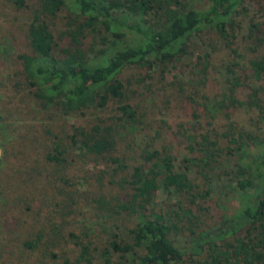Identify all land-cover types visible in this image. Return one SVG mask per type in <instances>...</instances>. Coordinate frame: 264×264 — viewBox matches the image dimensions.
<instances>
[{
  "label": "trees",
  "instance_id": "trees-1",
  "mask_svg": "<svg viewBox=\"0 0 264 264\" xmlns=\"http://www.w3.org/2000/svg\"><path fill=\"white\" fill-rule=\"evenodd\" d=\"M5 1L18 10L33 8L29 52L19 56L22 66L14 78L17 102L29 100L38 111L54 109L65 118L96 116L93 126L66 133L68 143L55 135L54 151L43 157L32 127L4 143L2 205L11 199L4 200L3 181L11 195L19 191L16 186L30 185L17 195L19 203L28 199L17 220L35 215V201L45 206L52 200L50 166L65 184L56 196L70 200L60 212L66 222L52 227V217L37 218L39 229L22 243L24 249L41 254L48 264H264V54L241 64L236 17L247 0ZM255 2L263 22L250 25L247 39L257 53L264 48V0ZM204 40H210L206 47H220L231 59L219 72L224 80L220 95L201 93L200 101L194 89L207 85L212 53L198 56L197 66H187L201 76L195 87L184 76L167 77L174 63L196 58L189 50ZM135 66L142 76L128 91L121 75ZM156 74L160 82L146 85ZM168 86L177 97L163 92ZM107 112L112 116L107 118ZM242 112L250 115V123L237 119ZM148 130L170 136L159 147L140 148L138 163L128 173L123 159L113 154L125 141L142 144ZM51 134L45 131L46 137ZM9 138L5 125L3 139ZM176 150L185 151L181 160ZM79 159L94 160L97 167L109 160L126 173L108 182L109 195L76 199L69 190L76 183L66 171ZM101 175L99 180H105ZM223 197L240 198L239 208L230 209ZM81 200L96 214L87 226L71 221L87 215ZM121 220L132 224L122 231ZM68 224L73 231L66 233L62 227ZM52 235H69L73 253L52 250Z\"/></svg>",
  "mask_w": 264,
  "mask_h": 264
},
{
  "label": "rangeland",
  "instance_id": "rangeland-1",
  "mask_svg": "<svg viewBox=\"0 0 264 264\" xmlns=\"http://www.w3.org/2000/svg\"><path fill=\"white\" fill-rule=\"evenodd\" d=\"M32 4V3H30ZM33 7V4H32ZM241 14L236 17V23L239 24L236 27V34H238L237 43L240 47V52L242 53L243 59H241V64H247L249 59H253L257 57V55L264 54V48L260 49L259 52H253V48H255L254 44H251V41L247 39L249 34L250 25L252 24H261L263 22V17L257 13L256 2L255 0H247V4L244 9L241 10ZM63 16V15H61ZM33 17V8L31 9H22L18 10L11 3L6 2L5 0H0V107L1 112L4 117V121H0V160L3 157V145L14 140L18 135L27 133L26 128H30L33 131L38 142L40 141L39 153L40 155H45L48 152H53L55 148V135H59L61 139L68 143L66 138L67 134L73 133V127H77L83 125L85 128L93 126L96 120V116L92 113H87L84 116H75L65 118L56 114V110L52 109L51 112L44 114L37 110V106L31 101L27 103L21 104L17 102L18 99H21L18 91L15 89V77L16 74L20 71V67L22 63L19 59V56L23 52H29L27 49V33L29 29V25L32 23ZM61 28V24L58 25ZM264 30V26L262 27ZM198 41V40H197ZM205 41L210 42V40L199 41V46L193 42L190 52L195 51L197 53L196 58L194 56H188L186 59L181 60L179 63H174L177 67L171 71V74H168V79L172 80V76L176 75L177 78L181 79L184 76L185 81L192 80V85L195 87L194 80L199 81L201 78L200 74L192 72V69H188V65H192V67L198 65V56H205L206 53L210 52L211 54V69L209 74V81L206 86L197 87L195 93H199V98L201 100V93H207L209 96H217L223 90L224 80L220 76L219 72L224 66V61L228 59V63L230 62L231 56H228L227 51L218 47L215 51L211 48L205 46ZM191 55V54H189ZM204 60L202 61V63ZM227 63V64H228ZM188 66V67H187ZM171 66L169 69H171ZM158 73H161L159 68H155ZM223 70V69H222ZM140 72V75H139ZM225 72V71H223ZM142 70L140 67H129L121 76L124 83L127 85V90L136 88L137 80L142 76ZM146 75V74H145ZM160 74H156V79L152 81H147V84L157 82L161 80ZM168 80V81H169ZM170 94L177 95V90L172 89L168 86L167 91ZM192 95V93H191ZM177 97V96H176ZM144 98V99H143ZM143 102L146 100V96H143ZM141 99V100H142ZM184 103V101H182ZM19 104V106H18ZM114 106V105H113ZM107 118L112 116V113L107 112ZM237 119L244 124L250 123L249 114L242 112L237 113ZM183 115L180 116V119ZM220 116H218V119ZM45 120L44 122L42 120ZM208 119V118H207ZM217 119V121H218ZM175 120L174 117L171 118V121ZM209 120V119H208ZM221 119H219L220 121ZM187 121H189L187 119ZM211 120H209L210 122ZM209 122L206 120L203 125L207 126ZM7 125L9 139L4 140V126ZM50 129L53 135L45 136V131ZM162 134L158 135L157 130H148L143 132V137H141L142 144L134 147L130 142L125 141L120 150L113 154V157H120L123 159L122 163L124 164V168L127 169L126 172L130 173L132 166L136 165L139 159L140 148L147 146L148 144L151 146L159 147L163 143H166L170 134L166 131H160ZM33 135V136H34ZM157 137L160 139L157 140ZM5 143V144H4ZM10 146V145H8ZM177 157L181 160L185 156L184 150H176ZM82 159L77 160L76 164L70 167L66 171L67 178H70L72 183H76L75 188L69 189L72 192L76 199L79 196H82V199L85 201V198H89L91 193L96 195L100 193H105L109 195L111 191V187L108 184L109 181L113 180L115 175H121L124 172L122 169H119L117 165L112 164L109 160L102 165L97 167L95 165L94 160L83 163ZM110 163V164H107ZM2 169V165L0 164V171ZM54 169L50 166L49 172L50 175L47 176V180H51V188L49 189V194L52 196V200H49L47 205L44 206L42 202L39 203V200L35 201L33 204V208H36L37 212L32 217H23L21 216L20 220H17L19 215V210L23 206H27V200L25 198H21L22 202L19 203L17 199V195L19 196L20 191L27 190L30 185H19L16 186L19 191L13 192L12 190H8L6 181H3V196L4 200L10 199V203L7 206L2 205L1 197H2V188L0 187V218L2 219V224L0 225V264H48L47 259L40 255H36L35 251H30L24 249L22 243H25L29 239H33L34 231L39 229V223L37 218L44 219L47 216L52 217V227L54 223H64V218L60 216L61 209L67 203H70L69 199H64L66 195L56 196V192L62 190L65 187L63 182L59 181L57 175H54ZM103 171L105 180L100 181L99 178L102 177L101 172ZM23 180V179H21ZM17 183V182H16ZM9 187V186H8ZM43 187V186H42ZM48 189V188H47ZM7 191L9 193L7 194ZM48 194V192H47ZM223 203L230 207V209H238L240 205V198L232 199V197H223ZM12 200V201H11ZM80 201L79 206L82 208L83 213H87V215H83L81 217L73 218L71 221H79L82 222L84 226H87L90 221L95 217L94 210L87 208L83 202ZM17 207V208H16ZM22 210V208H21ZM8 216V217H6ZM61 217V218H60ZM131 225L129 221L118 222V225L123 228L126 225ZM36 226V227H35ZM32 227H34L32 229ZM62 229L66 230L68 233L70 230L73 231V227L71 225H67L62 227ZM69 235H62V237H54L52 235V250L59 254H65L66 256H70L73 252L69 248L68 237ZM50 262V261H49Z\"/></svg>",
  "mask_w": 264,
  "mask_h": 264
},
{
  "label": "crops",
  "instance_id": "crops-1",
  "mask_svg": "<svg viewBox=\"0 0 264 264\" xmlns=\"http://www.w3.org/2000/svg\"><path fill=\"white\" fill-rule=\"evenodd\" d=\"M12 151V150H11ZM3 154H4V150H3Z\"/></svg>",
  "mask_w": 264,
  "mask_h": 264
}]
</instances>
